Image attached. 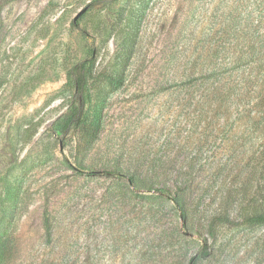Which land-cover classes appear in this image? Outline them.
<instances>
[{
  "label": "rangeland",
  "instance_id": "374dc122",
  "mask_svg": "<svg viewBox=\"0 0 264 264\" xmlns=\"http://www.w3.org/2000/svg\"><path fill=\"white\" fill-rule=\"evenodd\" d=\"M99 1L0 0V264H264V0Z\"/></svg>",
  "mask_w": 264,
  "mask_h": 264
},
{
  "label": "trees",
  "instance_id": "16d2710c",
  "mask_svg": "<svg viewBox=\"0 0 264 264\" xmlns=\"http://www.w3.org/2000/svg\"><path fill=\"white\" fill-rule=\"evenodd\" d=\"M99 3L103 4L104 1H99ZM264 50V47L256 48L253 46L251 49V53L257 54L258 56L261 54V52ZM255 79V84L252 82L253 85H257L258 89L261 91V94L264 92V70L259 74ZM246 90H253L250 87H248ZM264 99V97H263ZM85 106H86V99L82 92H79V90H76L73 96L72 102L69 104L66 113L64 114L61 123H60V130L59 133L61 137L67 135L71 131H77V130H83L85 127ZM128 180V182L133 184L134 178L132 176H125ZM155 192H157L159 195L165 197L169 201L173 203L174 206H176L178 209H183V206L181 205V201L178 199L177 196L170 193L167 189L163 188H155ZM219 221H222L224 223L233 224V222L226 218V217H218ZM248 224L252 225H264V215L258 214L253 215L250 217L245 218L244 220ZM44 230L47 232L49 236V222L48 220H44ZM194 259H190V263H192Z\"/></svg>",
  "mask_w": 264,
  "mask_h": 264
},
{
  "label": "water",
  "instance_id": "95a60500",
  "mask_svg": "<svg viewBox=\"0 0 264 264\" xmlns=\"http://www.w3.org/2000/svg\"><path fill=\"white\" fill-rule=\"evenodd\" d=\"M85 11H86V8L80 10V11L76 14V16L74 17L73 21L76 22L77 19H78V18H79V17H80Z\"/></svg>",
  "mask_w": 264,
  "mask_h": 264
}]
</instances>
